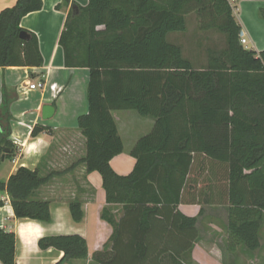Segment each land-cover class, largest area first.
I'll list each match as a JSON object with an SVG mask.
<instances>
[{
    "label": "trees",
    "instance_id": "obj_1",
    "mask_svg": "<svg viewBox=\"0 0 264 264\" xmlns=\"http://www.w3.org/2000/svg\"><path fill=\"white\" fill-rule=\"evenodd\" d=\"M69 5L75 14L69 11L58 41L64 66L88 70V112L77 120L86 147L79 164L101 176L108 207L100 219L112 229L92 261L185 264L198 236V219L183 216L180 205H198L200 216L208 207L225 208L226 251L259 250L264 51L241 45V26L228 0H88L86 7L62 0L57 8ZM41 8L40 0H17L0 13V68L42 66L36 37L19 26ZM192 13L200 31L225 37L223 50H207L203 68H195L167 40L170 33L186 31ZM21 32L31 39L21 41ZM112 111H135L154 121L152 131L131 150L136 163L126 176L109 164L123 151ZM44 130L36 126L30 135ZM54 175L19 168L0 181V193L9 197L16 219L50 222L49 202L37 199L36 192ZM112 206L121 207L120 217ZM69 212L74 222L82 221L79 201L69 202ZM16 242L13 232L0 229V264H16ZM37 245L62 252L56 264L88 256L85 240L77 235L44 236Z\"/></svg>",
    "mask_w": 264,
    "mask_h": 264
},
{
    "label": "crops",
    "instance_id": "obj_2",
    "mask_svg": "<svg viewBox=\"0 0 264 264\" xmlns=\"http://www.w3.org/2000/svg\"><path fill=\"white\" fill-rule=\"evenodd\" d=\"M40 1L41 10L23 17L19 26L36 37L43 60L42 66L0 68V181L6 182L19 168L37 170L42 177L55 173L56 175L36 192L37 199L49 202L51 220L49 223H40L16 219L9 197L6 193H0V200L3 202L0 208V229L13 232L17 237L16 264H56L63 253L53 248L40 250L37 242L44 236L60 235L80 236L87 245L86 260H72L66 264H96L92 261V256L102 251L112 234V229L100 219L102 209L108 207L101 176L97 172L86 173L85 167L79 164L86 154V147L77 120L88 112V70L66 68L63 52L58 44L71 5L58 9L62 0ZM16 2L17 0H0V13L12 8ZM70 2L79 7H86L88 4V0ZM240 8L245 11L244 14H248L245 16L242 13L243 17L238 22L244 27L243 37L245 38L247 31L250 38L246 42L251 43L253 40L254 47L251 50L264 51V37L259 40L252 39V25L259 24L264 33V19L257 16L258 9H264V0H242ZM233 14L235 15V12ZM31 84H41L42 87L30 90ZM44 106L53 108V113L48 119L42 116ZM111 116L122 141L123 151L109 164L117 175L126 176L132 172L136 163L130 156L131 150L139 139L152 131L154 121L132 111H112ZM36 126L45 130L32 138L30 134ZM6 145L11 151L4 150ZM8 153L10 156L5 159L4 155ZM74 200L81 203L83 212V219L79 223L72 220L69 212V202ZM120 208L112 206L116 217L121 216ZM178 211L185 217L198 219V236L190 253L191 264H228V256L235 260L236 253H222L212 241L201 242L202 234L208 237L211 235L202 233L204 217L214 220L211 232L213 235L217 236L219 229L223 231L224 236L220 237H223L220 243L226 244L225 208H205L202 216L198 205H180ZM217 211H223V217L217 215ZM260 242L261 247L257 251L264 248V226Z\"/></svg>",
    "mask_w": 264,
    "mask_h": 264
},
{
    "label": "rangeland",
    "instance_id": "obj_3",
    "mask_svg": "<svg viewBox=\"0 0 264 264\" xmlns=\"http://www.w3.org/2000/svg\"><path fill=\"white\" fill-rule=\"evenodd\" d=\"M240 1L242 0H236V2L233 5V8L235 12V20L240 22L241 17L243 15L248 16V14H244L245 11H243L240 8ZM256 2V1H255ZM259 6L258 4H256ZM243 13V15H242ZM257 16L260 19H264V9H258ZM253 14V13H252ZM251 14V16H252ZM254 16V14H253ZM244 20V19H242ZM249 23L252 25V23ZM239 24V23H238ZM240 25V24H239ZM254 33V40H259L264 37L263 30L261 29V26L259 24L252 25ZM241 32H244V27L241 26ZM250 38L247 31H245V39L248 40ZM167 40L171 44H175L179 46L182 50L183 57L190 61L195 68L205 67L206 66V53L207 50H223L226 46L225 43V37L216 32V31H207L203 32L199 29V18L195 13L189 14L186 17V31L183 33H170L167 36ZM253 40H251V43H247L245 47L250 50L253 46ZM244 46V45H243ZM36 85V84H34ZM134 114H137L135 111H132ZM3 182V181H2ZM217 215L223 217V211H217ZM214 220L207 219L202 217V233L206 232V234H211L209 237L207 235L202 234L201 235V242L205 241H212L215 243L217 248L220 252L226 253L225 245L223 246L220 241L222 238H220L223 235V231L219 229V232L217 236L213 235L211 232H213L212 223ZM219 227L220 224H219ZM203 245V244H202ZM236 258L235 260H232V257L228 256L226 257V263L228 264H264V248L263 250L256 251L253 253V255H250L244 250H238L236 252ZM249 256V257H248ZM185 264H191L190 260L187 258L185 259Z\"/></svg>",
    "mask_w": 264,
    "mask_h": 264
},
{
    "label": "water",
    "instance_id": "obj_4",
    "mask_svg": "<svg viewBox=\"0 0 264 264\" xmlns=\"http://www.w3.org/2000/svg\"><path fill=\"white\" fill-rule=\"evenodd\" d=\"M71 11L73 12V14H75V7L74 6H71ZM242 36H243V32L240 33V37H242ZM18 37L21 41H29L31 39L30 35L26 32H21ZM52 113H53V108L51 106H44L43 107L42 116L44 119L50 118Z\"/></svg>",
    "mask_w": 264,
    "mask_h": 264
},
{
    "label": "built area",
    "instance_id": "obj_5",
    "mask_svg": "<svg viewBox=\"0 0 264 264\" xmlns=\"http://www.w3.org/2000/svg\"><path fill=\"white\" fill-rule=\"evenodd\" d=\"M228 2L230 3V5L233 7L234 3L236 2V0H228ZM240 43L241 45H245L247 42H246V39L242 36L241 39H240ZM36 87L38 88H41L42 85L41 84H38V85H34V84H31L29 85V89L30 90H34Z\"/></svg>",
    "mask_w": 264,
    "mask_h": 264
}]
</instances>
